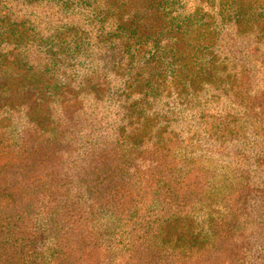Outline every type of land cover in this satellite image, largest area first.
Instances as JSON below:
<instances>
[{"label":"trees","instance_id":"trees-1","mask_svg":"<svg viewBox=\"0 0 264 264\" xmlns=\"http://www.w3.org/2000/svg\"><path fill=\"white\" fill-rule=\"evenodd\" d=\"M251 1H226L223 7L225 8L223 17L230 23L229 30H231V33L228 37L233 38L235 35L241 34V37L247 38L250 36L248 32L250 30H253L251 37L264 35V31H259L258 26H256L259 22L251 19L252 14H254L251 11L258 14L257 11L261 10V7L255 8ZM94 2L97 4L98 9L92 14L94 20H97L94 23L99 24V26L93 27L91 31L86 29H71V31L65 28H55L53 34H50V51H54L55 56H57L53 60L55 65L59 59L57 63L65 67L64 61H69L71 55H78L82 50L87 49L89 51L92 49L89 47L91 45L88 40L90 37L86 36L85 32L87 34L89 32L96 33L98 48H102L101 44L112 47L115 45V40H119L116 42H119L123 53L121 58H118L119 60L112 66L114 71L123 68V59L128 58V65L131 66L139 60L141 61V57H146L140 55L139 44L142 45V49H149L153 44V48L161 50L162 37L166 29L165 26L163 28L158 27L160 22L165 19V15L160 12L162 5L158 6L156 16H151L150 8L155 0H94ZM260 2V6L264 7V0H260ZM1 10L3 11V7L0 8V15ZM259 15L264 16V13ZM256 19L259 20L258 17ZM174 22L175 20H172L170 26L167 25V27H171ZM178 26H180L179 22ZM171 29L174 30V27H171ZM178 30L174 32L177 35V42L180 39L183 45H186L187 41L196 42V39L194 40L189 35L186 37L187 27L185 28L187 33H185L184 38L180 37V34L178 35ZM212 32L214 35L203 44V48L213 60L207 66L196 68L193 65V51L189 52L188 58L184 55L185 50L182 48L178 50L179 56L176 57L175 52L172 54L175 60L168 65L171 67L175 65L173 70L176 73L172 80L180 89L179 95L181 97H189L194 90L203 91L207 83L211 85L208 92L213 90V86L217 85L214 88L215 91L213 90L214 94H217V99L218 95H221V92L227 90L230 85L231 90L236 87L235 77L233 76H239L241 80L237 94H245L251 88L256 67V59H253L255 56L253 49L249 47L247 60L244 59L243 64L239 63L236 57H233L235 62L232 69V44L230 46L224 44L227 37H224L220 31L216 32L213 29ZM27 33L26 29L18 30L14 28L10 13L0 16V108L10 112L21 110L23 114L30 118V122L33 124L31 129L26 130L20 145L15 144L16 149L11 144L10 149L6 147L1 151L20 154L24 161L27 160L34 164L33 169L37 168L38 165L42 168L46 167L47 160H57L58 168L60 167L62 170H12L13 164H11L9 170H0V264H51L53 257H55L53 260L56 264H85L88 256L82 246L86 244L85 241L92 237L105 235L103 237L109 243V246L104 243L102 247L110 253L112 250L109 249H111V246L113 247L114 238H108V236H112L115 233L113 229L118 228L113 225H106L102 230L96 227L95 224L98 221L100 222L99 216L102 215L99 210L104 209L103 212L106 214L110 213L122 224H128L135 216V208H132V205L135 204H132L131 192H133V195L134 191L139 195L141 192L144 195L145 193L147 195L153 193L151 196L152 206H154L155 201L159 205L158 197L159 199L160 197L166 198L167 194L174 197L176 182L171 190H169L170 187L167 190H162L160 181L154 180L159 175V173H156L159 170H147V173L146 171L134 170L133 174L130 175V170H127L128 164L118 163L116 167H113L111 156L113 149L111 147H105L106 149L101 150V146H99L100 148L95 151L90 146L93 143L91 138L96 136L92 134V130H97L95 127L85 130L87 132L85 138L87 148H85V151H87L81 153V155L90 158L87 166H84L83 161L78 163L80 162L78 158L80 153L77 156L73 153L74 158L72 159L75 160L68 166L73 170H63V157L61 156L66 152L63 145L68 143L67 139L80 141V139H76L79 133L75 134L76 131H74L75 136L70 134L65 124L68 123L73 126L75 120H77L73 115L84 105V102L76 95L72 99L65 98L61 103L62 108L53 107V99L62 97L61 84H59L57 78L47 74L46 70H49L50 65L45 64V66L47 65L45 71L32 66L28 67L29 61H26V53L29 52V49L26 47L21 51L17 49L32 42L29 40ZM221 38L223 40L220 42L219 39ZM172 39L174 40V38ZM227 40L229 39L227 38ZM152 41L153 43H151ZM201 42L196 43L200 45ZM4 43L7 45L2 46ZM250 43L253 44L254 42H249V45ZM10 45L16 46L15 52L3 54L4 50L10 49ZM223 47H225L224 50H221ZM162 54L160 53V55ZM63 56L65 59L62 60ZM242 56H245V54ZM228 62L231 66L228 65ZM138 70L140 75L132 78L133 82L131 83L140 87L141 100H149L150 96L156 97L161 92L160 77L155 79L153 76L152 78L155 80H152V78L147 80L145 70L141 65L138 66ZM108 73L104 79L108 77ZM226 75L232 77L229 84H224ZM84 78L87 79V82H80L78 86H83L84 83L91 84L92 92L95 93L97 100H102L107 95L104 87L106 81L99 78L97 83L92 84L93 79L90 76ZM129 83L130 80L125 81L126 90L130 88V86H127ZM200 97L201 94H199L198 99ZM242 105V103L237 102L240 112L242 111ZM57 112L59 117L56 115ZM251 114L249 118L241 119L247 123L248 130L246 127L245 129L239 127L237 123H240V121L227 124V121H231V119L225 118L210 124L209 132L212 136L221 133L219 135L246 137L250 132V125L254 126L256 131L260 130V115ZM253 115L257 117L255 120L252 117ZM244 116H246V113L242 118ZM234 117L235 114H233V119ZM8 127L10 130L16 128L12 121H10ZM11 134H13L12 131ZM118 139L120 140V138ZM123 150L127 151V148L124 147ZM126 154L127 152L122 153V160ZM251 155L253 156V154ZM259 155L261 159H264V152L258 150L253 157ZM200 171L191 170L189 172V187L185 186L184 188L181 186L179 196L181 198L173 202V205L172 201L169 202L171 206L169 209L167 208L168 215L166 216L167 220H165L167 225L165 226L166 236L161 235L158 237V234L164 233L161 228H159V232L154 228L152 233H146L147 230L144 231L145 235L139 233L137 246H134V249L131 248V252L134 251L133 256L136 258V260H133V264H139V261L142 264L144 259V262L147 261L148 264H242L249 257L253 258L256 253L264 250L263 243L258 241L261 236L264 238V231L261 230L264 227V186L259 185L257 189L253 190L250 184L246 185L245 182H242L244 180L242 176L237 178L239 183L232 189L233 194H235L233 198L225 200L228 204L224 209L225 213L222 216V221L216 222L212 217L208 229L199 230V232L194 231L193 225L189 224L188 220L193 209V201L196 199L195 193L201 192L200 188L195 187L203 176ZM134 179L136 181H133ZM128 183L130 184L128 185ZM132 183L135 184L134 187ZM156 189L159 190V193ZM87 199L89 201L92 199V203L87 204L86 207L83 201L86 202ZM118 203L119 206H117ZM120 205L125 207V210H119ZM182 205L183 210H185L183 212L179 210V206ZM146 208V210L151 209ZM89 221H93L92 227L88 228V232L81 236L80 232L84 231L86 227L84 223ZM260 224H262V227H260ZM137 226H140V222H137ZM149 227L151 228V225ZM122 228H119V230ZM133 229L136 232V224ZM252 232H255V238L248 241L246 237L251 235ZM150 233L153 234L151 238H154V241L149 244L145 237L146 234L149 235ZM244 236L246 238L245 242L242 241ZM48 239H54L51 253H45L43 250ZM145 239L146 243H144ZM160 239L163 240V243ZM155 241L160 242L154 243ZM98 245L99 242L94 244L95 249ZM244 245L251 247L254 254L251 252L247 255ZM155 249L157 253H155ZM76 250H78L77 254ZM80 252L81 254H79ZM94 253H97L96 250ZM56 259H59L58 262H56ZM130 261H132V258ZM96 264H101L98 258ZM254 264L261 263L255 261Z\"/></svg>","mask_w":264,"mask_h":264},{"label":"rangeland","instance_id":"rangeland-1","mask_svg":"<svg viewBox=\"0 0 264 264\" xmlns=\"http://www.w3.org/2000/svg\"><path fill=\"white\" fill-rule=\"evenodd\" d=\"M226 1L155 0L150 8L151 16H156L159 5H162L160 12L165 15V19L163 18L164 20L158 25V27H166L160 46L161 50L153 48V44H151L149 49H142V45L139 44L140 55L146 57H141V61L139 60L131 66L128 65V58L123 59V68L114 71L112 66L119 60L118 58H121L123 53L119 42H116L119 40H115V45L112 47L101 44L102 48H98L96 33L89 32L87 34L85 32L86 36L90 37L88 39L91 42L89 47L92 49L89 51L87 49L82 50L78 55H71L70 60L73 61L65 60V67L57 63L59 59L56 65L54 64L53 60L57 56H55L54 51H50V34H53L55 28H65L66 30L86 29L91 31L93 27L99 26V24L96 25L94 23L97 20H94L92 14L98 9L94 0H1L0 8L3 7V11L1 10L0 16L10 13L14 28L18 30L26 29L29 40L32 41L29 45L17 48L18 51L25 49V47L29 49V52L26 53V61H29L28 67L32 66L45 71L47 67L45 64L50 65L49 70H46L47 74L57 78L59 84H61L62 97L53 99V107L62 108L61 103L65 98L72 99L76 95L83 99L84 105L73 115L77 118L73 126L68 123L65 124L70 134L75 136V134L79 133L76 139H80V141L67 139L68 143L63 145L64 150H66L61 156L63 157V170H73L68 167L75 160L72 159L74 158L73 153L76 156L80 153V157L78 156L80 162L78 163L83 161L84 166H87L90 158L81 155V153L87 151H85V148H87L85 139L87 132L85 130L95 127L97 128L96 131L91 129L92 134L96 136L91 138L93 143L90 146L95 151L100 148L99 146H101V150L103 148L106 149L105 147H111L113 149L111 155L113 167H116L118 163L122 165L128 164L127 170H130V175L133 174L134 170L146 171V173L147 170H159V172H156L159 175L154 180L160 181L162 190H167L169 187V190H171L176 182L174 197L168 194L166 198L160 197L159 199L158 197L159 205L155 201L154 206H152L151 196L153 193L150 195L145 193L144 195L141 192L139 195L134 191L133 195V192H131L130 198L133 200L132 204H135L132 205V208H135V216L128 224H122L110 213L106 214L103 212L104 209L99 210L102 215L99 216L100 222L98 221L95 224L96 227L101 230L106 225H113L118 228L113 229L115 233L112 236H108V238H114L113 247L111 246V249H109L112 250L110 253L106 252L105 248L102 247L104 243L109 246V243L103 237L105 235L92 237L85 241L86 244L82 245L85 254H88L85 264H96L97 258L101 264H133V260H136V258L133 256L134 251L131 252V248L134 249V246H137L140 232L145 235L144 231L146 232V230V233H152L154 228L157 231L161 228L164 233L158 234V237L161 235L166 236L165 226L167 225L165 220H167L166 216L168 215L167 208L169 209L171 206L169 202L172 201L173 205V202L181 198L179 197L181 186L184 188L185 186L189 187V172L191 170H201L200 173L203 174L197 185H195L197 189H201V192L195 193L196 199L193 201V209L188 220V223L193 225L196 232L208 229L212 217L216 222L222 221V216L225 213L224 209L226 204H228L225 200H229L235 195L232 189L239 183V180H237L239 176H242L244 179L242 182H245L246 185L250 184L253 190L257 189L259 185L264 186V159H261L260 155L253 157L257 150L264 152V35L251 37L253 30H250L248 31L250 36L247 38L241 37V34L235 35L233 38L228 37L231 33V30H229L230 23L223 17L225 13V8L223 7ZM251 2L255 8L261 7V10L257 11L258 14L251 11V13H254L251 19L259 22L256 24L259 31H264V16L259 15L264 13V7L260 6V0H252ZM172 20H175L171 25L174 30L171 27H167V25L170 26ZM252 21L250 22L251 24ZM178 22L180 26H178ZM253 26L255 25L253 24ZM186 27L188 33L185 30ZM213 29L216 32L220 31L224 37L229 39L227 40L226 38L224 44L227 46L232 44L231 46H233L231 54L232 69L235 62L233 57H236L239 63L243 64L244 59L247 60L249 47L253 49L255 55L253 59H256V67L251 88L245 94H237L241 80L239 76H233L235 77L236 87L231 90L230 85L227 90L222 91L221 95H218L217 99V94H214V88L217 85L212 87L214 91L209 90L208 92L211 85L207 83L205 90L199 91V89H196L197 91H192V96L181 97L179 95L180 89L172 80L176 73L173 70L175 65L173 67L168 65L175 60L172 54L175 52L174 55L176 57L179 56L178 50L182 48L185 50L184 55L188 58L189 52L193 51V65L196 68L207 66L213 60L203 48V44L214 35ZM177 30L178 35H181L180 37L184 38V35L186 36L185 33H187L186 37L189 35L194 40L196 39V42L202 41L201 44L193 43V41L188 42L187 39L186 45H183L181 39L177 42V35L174 33ZM245 33L247 34V32ZM221 40L223 38L219 39L220 42ZM252 41L254 43L249 45V42ZM5 45L7 44L4 43L2 46ZM15 48L16 46L10 45V49L4 50L3 54L15 52ZM224 48L221 50H224ZM160 53L163 54L160 55ZM243 54L245 56H242ZM63 59H65L64 56L62 57ZM139 65L144 68L147 80L153 76L155 79L160 77L161 92L156 97L150 96V99L146 101L141 100L140 87L131 83L133 82L132 78L140 75ZM160 65L163 66L160 67ZM228 65H230V62H228ZM107 73L108 77L104 79ZM85 76H90L93 79L92 84L97 83L99 78L102 81H106L104 87L107 95L102 100L96 99L95 93L92 92L91 84L84 83L83 86H78L80 82H87V79L84 78ZM231 78L226 75L224 84H229ZM155 79L152 78V80ZM126 80H130L127 85L130 88L127 90L125 89ZM78 89L81 90L79 91ZM199 94H201L200 99H198ZM237 102L243 104L241 112L237 107ZM18 111L10 112L0 108V170H9L11 164L14 165L11 168L12 170H62L60 167L58 168L57 160H47L46 167L42 168L38 165L37 168L33 169L32 166L34 164L27 160L24 161L20 154L1 151L6 147L10 149L11 144L16 149L15 144L20 145L26 130L31 129L33 126L30 118L23 114L21 110ZM245 113L246 116L242 118ZM251 113L260 115V130L256 131V128L250 125L251 129H249L250 132L246 137L219 135L221 133L212 136L209 132L210 124L225 118L231 119V121H227V124L240 121L237 124L242 127L241 129H245V127L247 128V123L241 119L249 118V115H252ZM233 114H235L234 119ZM56 115L59 117L58 112ZM252 117L254 120L257 118L256 115ZM10 121L13 122L16 128L8 129ZM11 131L13 134H11ZM74 131H76L75 134H73ZM14 136H16L15 139H13ZM124 147L127 148V151L123 150ZM123 152H127V154L123 156L124 159L122 160ZM241 165L242 167H240ZM133 181H136V179ZM132 184L134 187L135 184ZM83 203H85L84 206L91 204L92 199L90 201L87 199L86 202L84 200ZM117 206H119V203ZM146 207L151 209L146 210ZM119 210H125V207L120 205ZM179 210L181 212L185 211L183 210V205L179 206ZM137 222H140V226H137ZM84 224L86 227L84 231L80 232L81 236L88 232L87 229L92 227L93 221ZM135 224L136 232L133 229ZM150 225L151 228L149 227ZM121 227L123 228L119 230ZM260 227H262V224H260ZM261 230L264 231V227ZM151 233L149 235L146 234L145 237L149 244L154 241V238H151L153 236ZM254 235L255 232H252L251 235L246 237L247 240H254ZM245 236L242 237L243 242H245ZM146 239L144 243H146ZM160 241L163 243V240L160 239ZM258 241L263 243L262 247L264 249V238L261 236ZM53 242L54 239H48L46 246L43 248L45 253L53 251ZM98 242L99 245L95 249L94 244ZM159 242L155 241L154 243ZM244 246L247 250V255L253 252L251 247ZM95 250L96 254L94 253ZM77 253L78 250H76ZM155 253H157L156 249ZM145 254L146 252L144 257ZM131 258L132 261H130ZM53 259L51 264H56ZM58 260L56 259V262ZM144 261L142 264H148L147 261ZM255 261L264 264V250L256 253L253 258L249 257L242 264H254ZM139 264H141L140 261Z\"/></svg>","mask_w":264,"mask_h":264}]
</instances>
